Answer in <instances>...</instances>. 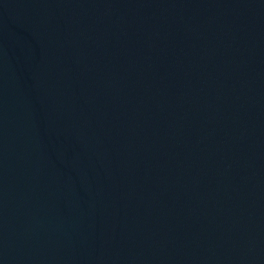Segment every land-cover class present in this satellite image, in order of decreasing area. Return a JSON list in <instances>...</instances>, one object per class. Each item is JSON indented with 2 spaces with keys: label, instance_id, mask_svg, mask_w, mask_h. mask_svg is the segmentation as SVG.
Returning a JSON list of instances; mask_svg holds the SVG:
<instances>
[{
  "label": "water",
  "instance_id": "water-1",
  "mask_svg": "<svg viewBox=\"0 0 264 264\" xmlns=\"http://www.w3.org/2000/svg\"><path fill=\"white\" fill-rule=\"evenodd\" d=\"M0 264H264V0H0Z\"/></svg>",
  "mask_w": 264,
  "mask_h": 264
}]
</instances>
